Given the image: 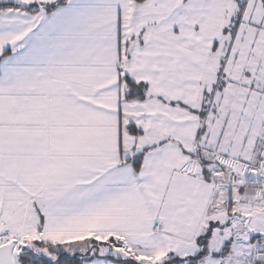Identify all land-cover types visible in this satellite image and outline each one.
<instances>
[{
    "label": "snow or ice",
    "instance_id": "6c2138e0",
    "mask_svg": "<svg viewBox=\"0 0 264 264\" xmlns=\"http://www.w3.org/2000/svg\"><path fill=\"white\" fill-rule=\"evenodd\" d=\"M0 264H264V0H0Z\"/></svg>",
    "mask_w": 264,
    "mask_h": 264
}]
</instances>
